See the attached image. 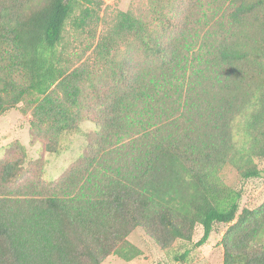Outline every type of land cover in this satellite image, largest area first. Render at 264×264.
Masks as SVG:
<instances>
[{
  "label": "trees",
  "instance_id": "16d2710c",
  "mask_svg": "<svg viewBox=\"0 0 264 264\" xmlns=\"http://www.w3.org/2000/svg\"><path fill=\"white\" fill-rule=\"evenodd\" d=\"M103 5L0 0V117L30 110L41 144L30 165L0 160V264L131 261L137 227L185 261L176 243L201 225L200 246L216 223L229 225L223 264H264V203L241 208L221 174L264 176V0H166L156 26L121 11L76 66L69 37L92 47ZM85 121L79 158L47 180L44 153Z\"/></svg>",
  "mask_w": 264,
  "mask_h": 264
},
{
  "label": "rangeland",
  "instance_id": "374dc122",
  "mask_svg": "<svg viewBox=\"0 0 264 264\" xmlns=\"http://www.w3.org/2000/svg\"><path fill=\"white\" fill-rule=\"evenodd\" d=\"M163 2V11L166 0H104L101 11V21L97 27L96 38L93 39L92 47H87L88 41L84 37L81 44L73 35L71 37V50L78 53L75 57L74 65L78 66L93 62L96 56L95 47L102 34H106L115 24L117 15L121 11H131L135 16L143 19L151 26L157 24V9ZM159 5V6H158ZM69 36V35H68ZM32 113L21 110H10L6 116L0 118V131L4 136L0 138V148L17 140L25 147V154L20 147H4L0 151L1 159L23 158L24 166L30 165L33 161L41 157V144L31 145L30 127ZM95 128V124L85 121L81 124V130L77 133L69 134L63 138V151L60 153H44V177L47 180L58 179L70 166H72L87 145L86 133ZM254 161L258 167L264 170V158L255 157ZM32 173V172H31ZM34 172L32 173V175ZM223 181L234 187H242L244 195L241 199V208H257L264 203V176L250 179H243L237 169L232 165H227L222 170ZM31 175V174H28ZM229 225L216 223L209 239L202 245L197 246V242L203 235V228L198 225L192 242L179 240L176 243V250L183 253L189 250L185 261L173 260L165 250H163L154 239L145 233L143 228H135L129 235L128 240L141 250V255L131 261H125L118 255L108 256L101 264H223L224 247L222 239Z\"/></svg>",
  "mask_w": 264,
  "mask_h": 264
},
{
  "label": "crops",
  "instance_id": "0c3cea01",
  "mask_svg": "<svg viewBox=\"0 0 264 264\" xmlns=\"http://www.w3.org/2000/svg\"><path fill=\"white\" fill-rule=\"evenodd\" d=\"M4 116H6V115H4ZM4 116H1V117H4ZM1 117H0V118H1ZM3 133H4L3 131H2V132L0 131V138H2V137L4 136Z\"/></svg>",
  "mask_w": 264,
  "mask_h": 264
}]
</instances>
